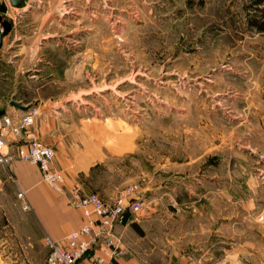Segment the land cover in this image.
I'll list each match as a JSON object with an SVG mask.
<instances>
[{
    "label": "rangeland",
    "instance_id": "374dc122",
    "mask_svg": "<svg viewBox=\"0 0 264 264\" xmlns=\"http://www.w3.org/2000/svg\"><path fill=\"white\" fill-rule=\"evenodd\" d=\"M33 3L17 35L35 29L43 44L4 47L23 59H1L0 107L53 101V129L39 138L66 174L76 173L66 159L76 150L97 164L86 188L139 185L140 222L163 238L184 236L174 220H203L212 232L223 221L229 253L234 231L243 240L248 220L264 219V0ZM0 5L11 21L15 7ZM256 229L245 240L264 257Z\"/></svg>",
    "mask_w": 264,
    "mask_h": 264
},
{
    "label": "crops",
    "instance_id": "0c3cea01",
    "mask_svg": "<svg viewBox=\"0 0 264 264\" xmlns=\"http://www.w3.org/2000/svg\"><path fill=\"white\" fill-rule=\"evenodd\" d=\"M35 5L37 4L33 3V0H29L23 7L14 8L12 18H10L11 28L3 36L0 62L5 56L13 57L6 62L22 61L23 57H20L22 52H19L22 49L19 47L23 45L29 49L41 48L43 43L34 39L35 29L25 35L22 33L17 35L18 30L27 27L24 19L35 14L32 10ZM52 36H63V34L53 33ZM45 40L44 38L43 41ZM13 45L18 47L17 50L19 51L11 55L10 52H6L4 47H12ZM25 75L27 74L25 73ZM32 76L36 77L35 74ZM1 79L3 78L0 76ZM32 105L39 106V108L42 106V104ZM0 110H4V113L7 114L16 115L25 112L13 105L2 106ZM54 111L56 110L46 113L42 111L33 125L35 133L39 135L38 137L46 141L44 133L53 128L45 117L46 114H51ZM8 147L11 158L5 164L0 165V219H3L0 222V264H47L48 248L45 237L49 236L55 240H62L67 234L79 229L83 224L81 211L70 204L68 189L73 184H79L87 191H94L86 188L82 180L85 177L97 178L98 174L95 176L96 170L92 169L97 164H89L83 161L81 159L82 154L79 158L76 150L70 152L66 159L73 162L76 173L68 175L64 172L66 190L58 192L42 180L37 165L20 158L26 149V144L23 141L9 137ZM57 161L56 156L55 164L63 170ZM96 189L98 190L95 191L107 202L113 201L116 196V191L105 192L100 186H96ZM19 190L23 191L29 203V210L21 208L17 198ZM142 214L143 212L127 213L125 221L116 226V233L122 238L123 253L115 261V264H226V259L229 258H231L229 264H264V257L258 255L260 250L252 247L255 242L245 240L246 235L251 237L258 234L256 228L264 226V219H249L247 224L249 230L244 232L243 240L239 234L237 241V232L234 231L232 250L226 254L224 249L225 224L223 221L217 220L216 224L213 225L216 227V232H212L208 229V223L203 220L194 219L190 222L188 219L174 220V228L185 227L184 236L169 234L167 238H163L155 234L152 228L148 226L149 220H144L147 218L146 216L143 215V222H140ZM189 223L191 224L190 227H199L200 229L189 232ZM10 226L13 228L12 231L6 229ZM262 253L264 254V250ZM80 264H92V262L86 258Z\"/></svg>",
    "mask_w": 264,
    "mask_h": 264
},
{
    "label": "built area",
    "instance_id": "2783aa9c",
    "mask_svg": "<svg viewBox=\"0 0 264 264\" xmlns=\"http://www.w3.org/2000/svg\"><path fill=\"white\" fill-rule=\"evenodd\" d=\"M40 113L39 106H34L21 115H0V165L11 158L9 137L23 141L26 149L20 158L37 165L42 180L56 191L63 192L66 190V176L55 164V149L42 142L33 130ZM68 191L70 204L82 213L83 224L62 240L45 237L48 248L46 263L80 264L89 258L92 264H115L123 253L122 238L116 233V226L125 221L127 213L137 214L143 209L139 185L122 188L111 202L79 184H73ZM17 198L21 208L29 210V203L22 190L18 191Z\"/></svg>",
    "mask_w": 264,
    "mask_h": 264
},
{
    "label": "water",
    "instance_id": "95a60500",
    "mask_svg": "<svg viewBox=\"0 0 264 264\" xmlns=\"http://www.w3.org/2000/svg\"><path fill=\"white\" fill-rule=\"evenodd\" d=\"M27 1L29 0H8L9 4L15 8L23 7ZM5 11H6L5 5H0V12L5 13ZM1 27H2V30H1ZM10 28H11V21L6 20V19L3 20L2 16H0V47L2 46L3 36L10 30ZM10 104L24 111H27L28 109L35 106L32 104L23 105L22 103L18 102L14 98L11 99ZM55 108L56 106L54 102L48 101L42 104L40 109L44 112H48V111H52ZM2 114H4V110H0V115Z\"/></svg>",
    "mask_w": 264,
    "mask_h": 264
},
{
    "label": "trees",
    "instance_id": "16d2710c",
    "mask_svg": "<svg viewBox=\"0 0 264 264\" xmlns=\"http://www.w3.org/2000/svg\"><path fill=\"white\" fill-rule=\"evenodd\" d=\"M256 25V26H255ZM254 26L256 28H258L259 30H262L263 29V26H261V24L259 22H255Z\"/></svg>",
    "mask_w": 264,
    "mask_h": 264
}]
</instances>
